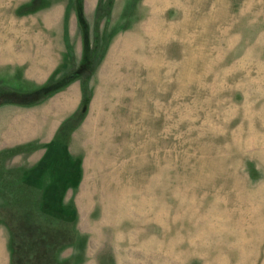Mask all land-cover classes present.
<instances>
[{"label":"rangeland","instance_id":"374dc122","mask_svg":"<svg viewBox=\"0 0 264 264\" xmlns=\"http://www.w3.org/2000/svg\"><path fill=\"white\" fill-rule=\"evenodd\" d=\"M0 264H264V0H0Z\"/></svg>","mask_w":264,"mask_h":264}]
</instances>
